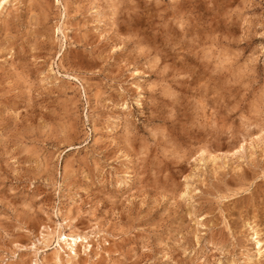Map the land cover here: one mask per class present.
<instances>
[{
  "label": "rangeland",
  "instance_id": "1",
  "mask_svg": "<svg viewBox=\"0 0 264 264\" xmlns=\"http://www.w3.org/2000/svg\"><path fill=\"white\" fill-rule=\"evenodd\" d=\"M5 5L0 264H264V0Z\"/></svg>",
  "mask_w": 264,
  "mask_h": 264
},
{
  "label": "bare ground",
  "instance_id": "2",
  "mask_svg": "<svg viewBox=\"0 0 264 264\" xmlns=\"http://www.w3.org/2000/svg\"><path fill=\"white\" fill-rule=\"evenodd\" d=\"M8 2L9 0H0V10L3 8V6H6L5 4H7ZM64 221L67 224L66 226L64 224H61L60 229L44 227L43 230H41L40 236H37L38 240L34 242L30 246V248H28L27 246H19L18 244H16V247L18 249H23L24 247H26L27 249L34 251L36 255H38L41 251H43L45 254L47 253V251H52V253H55L54 260L58 264H64V262H66L67 264H72L80 260L82 249L87 256H91L95 248L94 242L90 241V237L81 234L82 232L78 233L72 230L73 228L70 229L71 231L69 233L61 231V228L72 227L67 218ZM254 233L255 240L257 241L256 243L259 250V255L260 257H262L264 255V241L260 238L261 234L259 232L255 231ZM52 238L55 239V241L56 239H58L56 241L57 246L54 248H52Z\"/></svg>",
  "mask_w": 264,
  "mask_h": 264
}]
</instances>
